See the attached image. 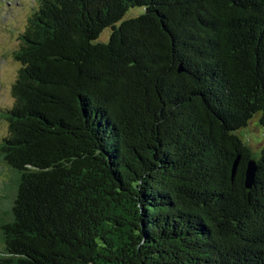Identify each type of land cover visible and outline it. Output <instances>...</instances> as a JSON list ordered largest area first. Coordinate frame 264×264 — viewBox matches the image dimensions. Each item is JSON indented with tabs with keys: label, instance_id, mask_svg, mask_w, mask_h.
I'll list each match as a JSON object with an SVG mask.
<instances>
[{
	"label": "trees",
	"instance_id": "obj_1",
	"mask_svg": "<svg viewBox=\"0 0 264 264\" xmlns=\"http://www.w3.org/2000/svg\"><path fill=\"white\" fill-rule=\"evenodd\" d=\"M14 56L0 264H264V0H38Z\"/></svg>",
	"mask_w": 264,
	"mask_h": 264
},
{
	"label": "rangeland",
	"instance_id": "obj_2",
	"mask_svg": "<svg viewBox=\"0 0 264 264\" xmlns=\"http://www.w3.org/2000/svg\"><path fill=\"white\" fill-rule=\"evenodd\" d=\"M37 2L38 0H0V139L8 129L2 113L14 102L11 86L20 68L14 52L20 45V34L27 26ZM138 12V9L132 10L125 17L134 16ZM108 31L109 29L103 30L100 39L105 40ZM259 117L258 113L252 115L247 125L237 132L253 158H257L264 147V128L259 124ZM14 175V172L0 162V213H5L12 202L10 182Z\"/></svg>",
	"mask_w": 264,
	"mask_h": 264
},
{
	"label": "water",
	"instance_id": "obj_3",
	"mask_svg": "<svg viewBox=\"0 0 264 264\" xmlns=\"http://www.w3.org/2000/svg\"><path fill=\"white\" fill-rule=\"evenodd\" d=\"M239 160H240V155H237L231 168V180H233L235 177ZM256 168L257 166L255 160L249 159L246 163V168L244 173V186L247 189H250L253 185Z\"/></svg>",
	"mask_w": 264,
	"mask_h": 264
}]
</instances>
